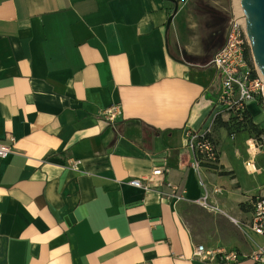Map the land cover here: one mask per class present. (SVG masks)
Instances as JSON below:
<instances>
[{
	"label": "crops",
	"instance_id": "1",
	"mask_svg": "<svg viewBox=\"0 0 264 264\" xmlns=\"http://www.w3.org/2000/svg\"><path fill=\"white\" fill-rule=\"evenodd\" d=\"M210 1L208 16L225 21L233 0ZM173 6L0 0V143L13 147L0 158V264H205L192 258L199 238L188 216L204 189L185 132L212 122L218 169L201 175L224 195L209 199L235 223L250 218L263 146L246 130L228 132L234 114L216 105L210 59L222 42L211 45L199 19L210 6L178 1L166 28ZM115 103L114 122L99 114ZM246 110L261 120L257 101ZM157 165L182 199L165 185L129 184Z\"/></svg>",
	"mask_w": 264,
	"mask_h": 264
},
{
	"label": "built area",
	"instance_id": "2",
	"mask_svg": "<svg viewBox=\"0 0 264 264\" xmlns=\"http://www.w3.org/2000/svg\"><path fill=\"white\" fill-rule=\"evenodd\" d=\"M210 64L218 71L221 79L220 91L216 101L219 109L237 115L247 107L249 102L257 101L259 98L264 101V77L253 62L244 15L235 0L229 7L224 42L212 55ZM99 114L114 122L121 115L120 105L118 103L111 104L101 109ZM212 125L213 122L199 129L186 130L185 144L193 155V161L190 165L197 173L199 184L204 189L202 197L194 202L207 210L224 213L222 209L210 202L207 185L201 175L203 167L211 170L218 169V150L212 136ZM8 138L11 141L13 139L11 135ZM261 139L260 145L262 146L264 145V134ZM11 152H13L11 144L0 143V158H4ZM78 163L76 160L71 161L69 167L78 169ZM129 184L144 191L149 190L154 185H165L171 189L170 192H164L165 196L176 200L183 198L182 194L177 193L178 186L176 184L164 180V167L162 165L152 167L148 177L133 178ZM213 190L217 193L222 192V189L216 186L213 187ZM250 205L251 215L245 226L264 239V194L250 198ZM249 240L255 247L245 256L234 250L207 247L202 243H197L193 246L192 258L205 264H233L244 257L248 258L251 264H264V242L262 244L256 243L250 237Z\"/></svg>",
	"mask_w": 264,
	"mask_h": 264
},
{
	"label": "rangeland",
	"instance_id": "3",
	"mask_svg": "<svg viewBox=\"0 0 264 264\" xmlns=\"http://www.w3.org/2000/svg\"><path fill=\"white\" fill-rule=\"evenodd\" d=\"M206 2L210 6V9L199 12L201 13L199 16L200 22H202L204 29L208 28L207 29L209 32L208 36L210 38L211 45L215 46L221 42L223 44L225 27H226L225 25L226 19L224 21L223 17H219L218 15H216L215 17L208 16L209 14H213L212 6L214 5L213 3H211L210 0H206ZM207 24H210V25L207 26ZM210 27H212V29H210ZM213 30H214V34H212ZM208 52H213L212 46L208 48ZM257 104L259 105V113L261 115V117L259 118L261 120H256V122L254 123L251 119V122L258 129V134L262 136L264 134V101H262L261 103L258 102ZM234 129H238V128H236L235 126ZM240 129L238 130L239 131L246 130L248 132V130L245 128L241 130ZM255 129L253 132L254 135L257 132V130L255 131ZM232 132H234V130H232ZM259 137L256 135L254 138H252L253 142L257 145L261 144V143L260 144L257 143ZM262 146L261 147L264 149V145ZM242 175L247 181H249L247 177L245 176V174H242ZM261 177H264V174ZM209 186L211 185L207 186L209 195L211 194L214 196L224 195L222 186H218V185L216 186L222 189L221 193H217L213 190V187L215 185L211 186L210 191H209ZM261 194H264V187H262L256 194H254V196H251V198L257 195H261ZM210 202L213 205H216L211 200ZM194 205L195 207L192 208L191 214L188 216V220L192 226L193 232L196 235H198L199 243H202L207 247H220L225 250H234L237 252L240 251L238 250L240 248L241 250H243L241 252L248 253V252H251L253 248L255 247L253 244H251L249 237L253 239L256 243L262 244L264 242L263 237L255 234L248 227L245 226L249 220L248 214L245 216L243 221L235 217L237 221L235 223L226 215V213L213 212V211L207 210L206 208H203L202 206L198 204H194ZM227 212L230 213V211H227Z\"/></svg>",
	"mask_w": 264,
	"mask_h": 264
},
{
	"label": "water",
	"instance_id": "4",
	"mask_svg": "<svg viewBox=\"0 0 264 264\" xmlns=\"http://www.w3.org/2000/svg\"><path fill=\"white\" fill-rule=\"evenodd\" d=\"M174 3L172 13L166 21V28L178 9L177 0H169ZM238 4L245 20L246 34L250 43L253 62L264 77V0H238Z\"/></svg>",
	"mask_w": 264,
	"mask_h": 264
},
{
	"label": "trees",
	"instance_id": "5",
	"mask_svg": "<svg viewBox=\"0 0 264 264\" xmlns=\"http://www.w3.org/2000/svg\"><path fill=\"white\" fill-rule=\"evenodd\" d=\"M200 7L202 8L203 5H200ZM204 8V7H203ZM206 9V7L204 8ZM170 13L172 11H169ZM228 18H229V15H227L226 17V21H228ZM210 59V56H204L202 58H197V59H194V60H197V61H202V62H207L208 60ZM258 102H262L261 98H259L257 100V103ZM240 125V126H239ZM226 126V129L228 130V132H232V130L235 131H239L238 129H247L248 130V134L251 138H254L256 135L259 137L260 135L258 134V129L256 128V126L251 122V118H249L248 114H247V110L246 108L244 110H242L239 114L237 115H234V119L233 121L231 122V124L229 125L228 123L225 125ZM236 126V128L238 129H234V127ZM256 128V129H255ZM240 129V130H241ZM254 129L255 131L257 130L256 134L254 135L253 132H254ZM260 132V131H259ZM258 144L262 143V139H261V136L259 137L258 141H257ZM180 186V185H179ZM181 187V186H180Z\"/></svg>",
	"mask_w": 264,
	"mask_h": 264
},
{
	"label": "bare ground",
	"instance_id": "6",
	"mask_svg": "<svg viewBox=\"0 0 264 264\" xmlns=\"http://www.w3.org/2000/svg\"><path fill=\"white\" fill-rule=\"evenodd\" d=\"M236 2H237V5L239 6V4H238V0H236ZM240 7V6H239ZM247 169L251 172V171H253L254 170V165L252 164V162L251 161H249L248 163H247Z\"/></svg>",
	"mask_w": 264,
	"mask_h": 264
}]
</instances>
